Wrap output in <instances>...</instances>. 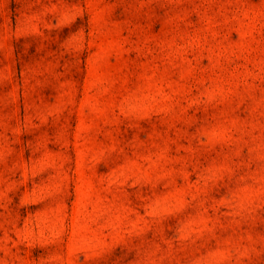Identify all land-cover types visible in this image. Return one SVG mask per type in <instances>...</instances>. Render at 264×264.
Wrapping results in <instances>:
<instances>
[{"label": "rangeland", "instance_id": "1", "mask_svg": "<svg viewBox=\"0 0 264 264\" xmlns=\"http://www.w3.org/2000/svg\"><path fill=\"white\" fill-rule=\"evenodd\" d=\"M0 264H264V0H0Z\"/></svg>", "mask_w": 264, "mask_h": 264}]
</instances>
